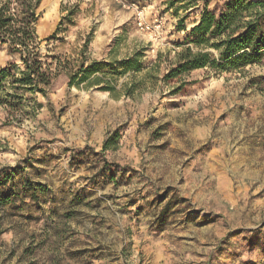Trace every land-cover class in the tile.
I'll use <instances>...</instances> for the list:
<instances>
[{"label":"rangeland","instance_id":"rangeland-1","mask_svg":"<svg viewBox=\"0 0 264 264\" xmlns=\"http://www.w3.org/2000/svg\"><path fill=\"white\" fill-rule=\"evenodd\" d=\"M230 1L139 0L143 32L115 0H43L44 55L76 6L58 52L89 37L90 61L140 52L142 72L119 84L142 89L116 100L60 76L47 97L0 106V171H14L17 194L0 206V264H264V56L192 71L176 94L181 83L162 79L205 7L219 14ZM13 60L0 46V70ZM116 133L117 148L103 151ZM25 182L44 193L22 192Z\"/></svg>","mask_w":264,"mask_h":264},{"label":"trees","instance_id":"trees-1","mask_svg":"<svg viewBox=\"0 0 264 264\" xmlns=\"http://www.w3.org/2000/svg\"><path fill=\"white\" fill-rule=\"evenodd\" d=\"M42 2L0 0V46L5 47L14 59L0 70V106L18 111L22 102L29 99L27 94L47 97L54 80L60 76L66 77L69 88L97 89L116 100L131 97L142 89L141 81L119 84L122 76L142 72L143 56L140 52L121 62L90 61L86 54L92 37L79 48H72L70 55L58 52L66 44L64 38H59L60 34L76 27V6L63 11L67 14L46 40L47 44H54L53 49L48 51L50 55H44L41 52L42 41L36 32ZM186 42L188 47L177 54L175 67L162 78L166 84L175 80L181 83L176 86L175 94L184 85L179 79L192 71L208 68L223 72L261 62L264 56V2L231 0L219 14L209 11L206 6L199 24L190 31ZM191 46L199 50L194 52ZM209 50L215 51L217 57ZM118 140L116 133L104 143L103 151L115 150ZM13 176L14 171H0V206L13 203L17 195ZM44 190V186H31L29 182H25L22 188V192H31L35 198Z\"/></svg>","mask_w":264,"mask_h":264},{"label":"built area","instance_id":"built-area-1","mask_svg":"<svg viewBox=\"0 0 264 264\" xmlns=\"http://www.w3.org/2000/svg\"><path fill=\"white\" fill-rule=\"evenodd\" d=\"M115 1L123 9L132 10L133 12H135L138 26L140 27V29L143 32H145V31L151 32L150 26H148L145 23V20H144L145 16H144V12H143L144 10L140 9L139 0H115ZM161 27H162V23L157 21V25L154 29L159 30V29H161Z\"/></svg>","mask_w":264,"mask_h":264}]
</instances>
